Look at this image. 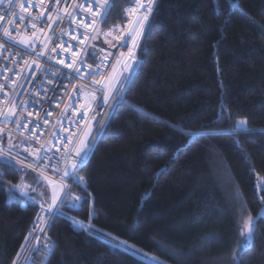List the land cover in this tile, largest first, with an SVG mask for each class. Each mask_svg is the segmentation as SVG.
<instances>
[{"label": "trees", "instance_id": "1", "mask_svg": "<svg viewBox=\"0 0 264 264\" xmlns=\"http://www.w3.org/2000/svg\"><path fill=\"white\" fill-rule=\"evenodd\" d=\"M133 1L115 0L101 27ZM122 98L76 173L84 186L69 178L81 199L52 223L47 264H155L120 241L163 264H237L248 215L238 264H264V0H154ZM12 165L0 163V264L38 210L8 195L38 184Z\"/></svg>", "mask_w": 264, "mask_h": 264}, {"label": "built area", "instance_id": "2", "mask_svg": "<svg viewBox=\"0 0 264 264\" xmlns=\"http://www.w3.org/2000/svg\"><path fill=\"white\" fill-rule=\"evenodd\" d=\"M81 2L82 0H60L59 3H57V0H15V3L12 5L15 15H6L4 20L0 21V23H3L10 30L12 35L17 36L18 40L21 37H26L35 41L36 47V52H30L22 58H17L15 61L12 59V56H8L6 50L0 52V77H3V79H0V84L5 85L4 90L0 91V111L8 113L13 108L4 98V93L13 94V89H15V103L20 106L15 109L16 112L20 111L25 102L30 103L35 101V110L29 108L23 112L22 120L28 123L27 129H22L20 133H17V126L15 124H0V129H2L0 131V146L7 148L11 139V143L17 145V147L12 148V152L18 154L19 158L23 161V163L18 164L13 160L12 163L36 174L43 180L47 176L50 180L59 184L60 188L64 185L67 186L63 191L59 192V195L63 198L64 203L69 206L62 207L60 209L62 214L57 218L65 217L67 209H76L79 205V201L75 200L77 195L73 192L71 180L69 178H65L64 180L59 179L63 175L65 167L71 165L74 161L71 158L61 160L58 165V171L51 164L47 168L40 166L34 169L24 166L35 159L34 155H30L29 152L36 153V150L42 149L43 146V150L47 151L50 156H63L65 149L69 145L65 139L57 141L54 133H58L61 138L75 137L79 133L77 143L72 148L73 155L76 148L80 146L79 142L83 141L90 131L96 142L117 103L111 108L104 106L103 93L95 92V89L104 85L95 81H106L109 85H113L121 75L128 76L129 66L132 65L133 61L128 57L127 49H120L118 44L120 38L129 33L136 19L143 20L144 8L149 6L148 0H134L127 9H136V11H125L123 24L103 29L101 24L95 22L97 16H92L91 10L86 11L85 8L76 7ZM101 2L102 0H97V3ZM153 3L154 0H151L152 9ZM21 5L26 9L23 12L20 10ZM141 5L144 7H141ZM3 12L4 7L0 6V14H3ZM57 12L63 19H57ZM74 12L78 14L76 18L68 19L69 14ZM49 13H52V15L49 16ZM151 15L152 12L149 14L148 20L144 21L145 27L143 29H141V25L136 24L135 28L142 31V35L138 38L139 46ZM81 16L86 19L81 20ZM39 19H43L44 23L42 25L37 22ZM9 20H12L13 23L9 24ZM32 22H36L35 28L32 27ZM50 25L51 30L49 28ZM62 29L65 32L63 35H61ZM70 30L75 31L67 34ZM50 31L54 32L57 38L55 44L47 39ZM73 35L77 39H72ZM91 36H94L95 39L88 38ZM0 39H3L2 30H0ZM81 39L84 40L83 44L80 43ZM62 40L76 45L77 51L75 55L72 54V49H69L67 52L62 51V47L60 46ZM128 43L130 46L131 41L129 40ZM86 46L87 52L94 53V55L89 56L80 51ZM8 47L13 49V55L15 51L20 50V47L15 44L8 45L6 43V49ZM53 48H55V52L52 51ZM41 49L45 52V56L39 58L41 67L46 71L49 68L56 70V76L46 75L45 71H35L36 66L32 64V58L37 56ZM138 49L139 47L134 49L135 60L137 62L131 68L132 73L138 63ZM121 51H123V56H121ZM57 53L60 54L59 58L63 59L66 63L83 59L85 63L82 71H84L85 75L83 77L77 76L70 83L68 77H63V84L61 85L60 73H68L71 69L65 68L63 63H57L55 59L51 61L47 60V55L51 54L55 56ZM109 53H113L114 55L109 56ZM5 56H7V59H5ZM101 62L107 66L103 67L102 74L96 76L94 81L87 73L91 69L96 68L97 64ZM28 65H31V71H35L34 75L31 74ZM49 89L50 91H46ZM105 90L110 91L111 88L107 87ZM77 94H79V98H77ZM93 94L96 95L97 99H93ZM122 94L123 92L119 95L122 97ZM86 104L88 105L87 109H85ZM49 110H51V115H47ZM29 111H33V115L30 116L28 114ZM85 112L87 115H85ZM92 116H95V120H91ZM42 117H46L48 123H44ZM100 121L103 123H99ZM37 123L39 125L38 128L35 132H32L31 129ZM25 136H28L29 139L24 140ZM28 143H31V148L29 151H25L24 146ZM74 183L84 186V183H77L76 180H74ZM21 185H28L24 190L31 193L32 190L29 183L22 182ZM27 202L33 203L24 199V204ZM35 204L38 205L37 213L12 264H47L54 251L55 244L49 238L53 222L46 218L37 219L38 214L44 217V212L50 204L47 207L44 206L43 210L41 205L36 202ZM34 223L39 225V227L35 228V231H33ZM72 226L76 230H84V225L81 222L72 221ZM40 228H44L45 231L41 232ZM45 236L52 245L51 251H36L35 249L37 248H45ZM36 237H40L39 241H37Z\"/></svg>", "mask_w": 264, "mask_h": 264}, {"label": "snow or ice", "instance_id": "3", "mask_svg": "<svg viewBox=\"0 0 264 264\" xmlns=\"http://www.w3.org/2000/svg\"><path fill=\"white\" fill-rule=\"evenodd\" d=\"M60 0H57V3H59ZM115 0H102L101 3H97V0H82V2L79 5H76V7H81L85 8L86 11L91 10V15L92 16H97V20L95 21L97 24H103V22L107 19L109 13L111 12V8L113 6V3ZM15 3V0H0V6L4 7V12L3 14H0V21L4 20V17L6 15H15L13 12L12 5ZM149 6L147 8H144V15H143V20H137L136 23L141 25V29L145 27L144 21H147L149 18V14L153 11L151 8V0H148ZM141 7H144L141 5ZM21 12L25 11L26 9L24 8L23 5H21ZM125 11H136V9H127ZM52 13H49V16H51ZM57 19H63L62 17L59 16V13H56ZM77 13H71L69 14L68 19H75ZM23 19V17H21ZM35 19V18H34ZM81 20H85L86 18L81 16ZM39 24H43L44 21L43 19H39L37 21ZM9 24L13 23L12 20L8 21ZM32 27H36V22H32ZM51 30V25L49 26ZM0 30L3 32V39H0V52L7 51L8 56H12V59L15 61L17 58H22L23 56L28 55L30 52L34 53L36 52V47H35V41H25V40H18L16 35H12L10 30L4 26L3 23H0ZM71 31L75 30H70L67 34H71ZM134 33V34H133ZM65 34L64 29L61 30V35ZM142 35V31L137 30L136 28H133L129 31V33L123 35L120 38L118 47L120 49H127L128 52V57L133 61L132 65L129 66V72L128 76H123L121 75L117 80L116 83L113 85H109L106 81H95V77L102 74L103 67H106L107 65H104L103 62L97 64V67L94 69H91L88 71L87 75L92 77L96 83H100L104 85L103 87H100L98 89H95L96 93H103L102 99H103V105L111 108L118 102H122V97L119 95L120 93L124 92L126 84L128 82L129 77L131 76V68L134 66V64L137 62L135 60V52L134 49L139 47V41L138 38ZM90 39H95L94 36L88 37ZM47 39L52 42L53 44L56 43V36L54 32L50 31V34L48 35ZM72 39H77L75 35L72 36ZM131 41V45L129 46L128 41ZM6 43L8 45H18L20 47L19 51H15V54L13 55V49L11 47H8L6 49ZM80 43L83 44L84 40L81 39ZM62 51L67 52L69 49H72V54L75 55L77 48L76 45L74 44H69L67 41H61ZM46 47V45H45ZM53 52H55V48L52 49ZM86 55H94V53L87 52V46L83 49L80 50ZM109 56H113V53H109ZM45 52L43 49H41L38 53L37 56H34L32 58V64H35V71H45L46 75L50 76H56V70H52L49 68V70H45L44 68L41 67L40 64V57H44ZM121 56H123V51H121ZM60 54L57 53L55 56L49 54L47 55V60L51 61L53 59L56 60L57 63H63V66L65 68L71 69L70 72L68 73H60V83L61 85L63 84V77H68L69 78V83L71 82L72 79H76L77 76L83 77L85 75L84 71H82V68L84 66L85 61L83 59H80L79 61H73L72 63H66L64 62L63 59L59 58ZM5 59H7V56H5ZM66 59V58H65ZM27 63V61H25ZM30 71H31V65H28ZM35 71H31V74H35ZM0 79H3V77H0ZM5 85L0 84V91L4 90ZM107 87H110V91H106L105 89ZM13 94H9L8 92L4 93V98L8 101L10 105L13 106V108L8 112L5 113L4 111H0V124H8V123H13L15 124L16 131L17 133H20L22 129H27L28 128V123H25L22 120L23 112L29 108L35 110V101L32 102H25L23 107L20 108L19 112H16L15 109L20 107L19 105H16L15 103V89L12 90ZM46 91H50L46 90ZM77 98H79V94H77ZM93 99H97L96 95L93 94ZM88 108V105H85V109ZM28 114L31 116L33 115V111H29ZM51 110L48 111L47 115H51ZM99 114V113H97ZM85 115L87 113L85 112ZM15 117V118H13ZM44 120V123H48L46 117H42ZM91 120H95V116L91 117ZM99 123H103L100 121ZM38 123L33 126L31 129L32 132H35L36 129L38 128ZM246 126V121L245 120H239L237 122V128L241 131L245 130ZM2 131V129H0ZM9 135H11L9 133ZM54 136L56 137V140L58 141L59 139H65L69 147L65 149L64 155L60 157H53L48 154L47 151L42 149H37L36 153H42L37 155L36 153L29 152L30 155H34L35 159L33 162H29L25 164V167H32L34 169L43 166L44 168H47L49 164L58 171V165L61 160H67L68 158H71L74 162L70 165L71 171H69V166H66L64 169V173L62 176L59 177L60 180H64L65 178H71L76 180L77 183H85V178L83 176L76 177V173L80 170L81 166L85 164V160L88 156L89 151L92 149V145L95 143V139L91 134V131L89 132L88 136L83 140L80 141V146L76 148L75 154H72V148L75 147L77 143V138L79 136V133L76 134L75 137H68V138H61L58 133H54ZM28 136L24 137V140H28ZM23 143V141H21ZM17 147L16 144L11 143V139L9 142V145L7 148L0 146V163L7 164L9 167H13L12 161L15 160L16 163L21 164L23 161L21 158H19L18 154L12 152V148ZM31 148V143H28L27 145L24 146L25 151H29ZM15 171H19L18 169H13ZM5 175L4 172L0 171V177H3ZM21 179H24V176L22 175ZM44 179L47 181L48 186L52 190V197H51V204L47 207L46 211L44 212V217H41L38 214L37 219H50L52 222L55 221V219L61 215L62 213L60 212V209L62 207H68L69 205H66L64 203L63 198L58 194L57 192V185L50 180L47 176L44 177ZM35 182V181H34ZM0 187H3V183L0 182ZM28 185H21V183H17L15 185H9L8 188V195L13 198V199H20L23 198L25 200L31 201L35 203V198L31 196V193L29 191H25L24 189L27 188ZM67 186L64 185L63 187L60 188V191H63L64 188ZM32 191H35V189H32ZM264 191V189H262ZM17 193L19 195H17ZM42 195V193H41ZM81 198L76 197L75 200L78 202ZM42 210L44 209V205L41 204ZM255 225H256V220L253 216L248 215L244 220H243V226L241 230V237H242V243L241 245L236 249V251L233 253V260L239 262V258L241 254L247 250H250L251 244L254 238V231H255ZM50 227V225H48ZM39 227L38 224L34 223L33 226V231H35V228ZM86 230V229H85ZM41 232H44V228H40ZM37 241H39L40 237H36ZM45 239V248L40 249L37 248L35 249L36 251H47L50 252L52 245L50 242H48L47 237H44ZM212 237L206 238V240H210ZM27 240V238H26ZM121 244H125L126 242L120 241Z\"/></svg>", "mask_w": 264, "mask_h": 264}, {"label": "rangeland", "instance_id": "4", "mask_svg": "<svg viewBox=\"0 0 264 264\" xmlns=\"http://www.w3.org/2000/svg\"><path fill=\"white\" fill-rule=\"evenodd\" d=\"M129 7V6H128ZM136 21L137 19L135 20L133 26L131 29L135 28L136 27ZM123 24V22L119 23L118 25H121ZM19 40H25V41H33L31 39H28L26 37H21ZM27 171V170H26ZM69 171H71V168H70V165H69ZM27 176L29 177L30 180H33L35 182H37L38 184V188L35 186V184H33L31 181H22V182H26V183H29L31 185V190L32 189H35V191H31V196L35 198V201L36 203H38L39 205L43 204L44 206H48L49 204H51V197H52V190L51 188L48 186L47 184V181L41 179L40 177H38L36 174L30 172V171H27ZM21 182V183H22ZM55 183V182H54ZM57 185V192L59 194L60 192V185L55 183ZM37 192V194H36ZM42 193V195H41ZM39 195V197L37 196ZM241 224V229H242V226H243V220L242 222H240ZM122 245V248L130 253V254H135V255H141L143 258H145L146 260L150 261V262H153L155 264H163L161 262H159L157 259H154L153 257H151L150 255H146L144 253H141L139 250H137L136 248H133V247H130L128 246L127 244H121Z\"/></svg>", "mask_w": 264, "mask_h": 264}]
</instances>
